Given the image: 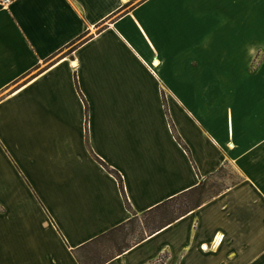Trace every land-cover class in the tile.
<instances>
[{
	"label": "crops",
	"instance_id": "obj_1",
	"mask_svg": "<svg viewBox=\"0 0 264 264\" xmlns=\"http://www.w3.org/2000/svg\"><path fill=\"white\" fill-rule=\"evenodd\" d=\"M259 51L264 0L0 4V264H80L226 167L237 181L105 264H264Z\"/></svg>",
	"mask_w": 264,
	"mask_h": 264
},
{
	"label": "rangeland",
	"instance_id": "obj_2",
	"mask_svg": "<svg viewBox=\"0 0 264 264\" xmlns=\"http://www.w3.org/2000/svg\"><path fill=\"white\" fill-rule=\"evenodd\" d=\"M70 50L71 49H69V51ZM221 52L226 53L225 49H222ZM254 54V59H252V65L251 67H249V71L251 74H254L259 71L258 75L264 77V67H261L262 61H264V53H261L259 51ZM238 178V174L232 167H226L223 171L218 172L215 176L207 180L205 185L206 189H204L200 195H195L188 199H190L193 203L199 198L206 199L215 192L219 191L220 189L222 190L229 184L234 183L238 180ZM182 198L177 200L175 203L171 204L173 206H168L158 212H150L145 215L141 214L137 217L132 215L131 219H133L130 222H127L125 227L121 231H118L117 233L113 232V234H110L108 237H106V239H102L100 243H98V246L100 247L99 250H101L103 256H108L110 253L116 252L117 250L122 249L124 246H133L138 240H140L141 237L145 236L144 232L145 229L148 228L149 223H154L155 225L157 223L162 222L164 218H171L172 214H166L168 211H174L175 213H177L179 206L182 204ZM165 209H168V211ZM164 258L165 256L153 261L151 264H163Z\"/></svg>",
	"mask_w": 264,
	"mask_h": 264
},
{
	"label": "trees",
	"instance_id": "obj_3",
	"mask_svg": "<svg viewBox=\"0 0 264 264\" xmlns=\"http://www.w3.org/2000/svg\"><path fill=\"white\" fill-rule=\"evenodd\" d=\"M173 128V127H172ZM174 131V128H173ZM175 132V131H174ZM176 138L178 140H180V138L178 137L177 134ZM116 177L118 178L120 184H121V190H123V183H122V179L120 177V175L118 173L115 172ZM206 181H202L200 185H198L197 187L189 190V191H184L181 194H179L178 196L170 199L169 201L166 200L165 202H163L161 205H158L156 207H154L153 209L148 210L147 212L143 213L142 215H145L147 213H153V212H158L161 209H164L168 206H173L171 204L175 203L177 200H179L180 198H182V204L179 206L178 208V212L175 213L174 211H168L166 214H172L171 218H164L162 222L157 223L154 225V223H149L148 224V228L145 229V236L141 237L140 240H138L135 244L139 243L140 241L146 239L149 235L152 236L154 233H156L157 231L161 230L163 227H165L166 225H169L173 222H175L176 220H178L180 217H182L183 215H187L189 212H191L192 210H194L195 208H197L198 206H201L202 203H204L208 198H210L211 196H213V194L204 199V198H199L197 199V201H195L194 203L191 202L190 197L193 196H197L200 195L201 192H203L204 189H206ZM165 214V215H166ZM135 217H137L138 215H134ZM133 219V218H132ZM132 219H130L127 222H130ZM123 223L122 225L118 226V227H114L112 228L110 231L102 234L101 236H99L98 238H94L92 240H90L89 242L85 243L84 245H82L81 247L79 246L77 248L76 252V257L79 261L80 264H105L106 262H108L109 260H111L112 258L117 257L118 255L122 254L124 251H126L127 249H129L130 247H132V245H127L124 246L122 249L117 250L116 252H112L110 253L108 256H103V254L101 253L100 247L98 246V243H100V241L102 239H106V237H108L110 234H113V232L117 233L118 231H121L126 223ZM113 237V236H112ZM116 244V242H115ZM134 244V245H135Z\"/></svg>",
	"mask_w": 264,
	"mask_h": 264
},
{
	"label": "built area",
	"instance_id": "obj_4",
	"mask_svg": "<svg viewBox=\"0 0 264 264\" xmlns=\"http://www.w3.org/2000/svg\"><path fill=\"white\" fill-rule=\"evenodd\" d=\"M13 0H0V4L1 5H4V6H7L9 5Z\"/></svg>",
	"mask_w": 264,
	"mask_h": 264
}]
</instances>
